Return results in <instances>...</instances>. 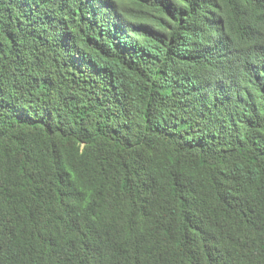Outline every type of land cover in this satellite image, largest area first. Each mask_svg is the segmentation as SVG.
Instances as JSON below:
<instances>
[{
	"label": "trees",
	"instance_id": "1",
	"mask_svg": "<svg viewBox=\"0 0 264 264\" xmlns=\"http://www.w3.org/2000/svg\"><path fill=\"white\" fill-rule=\"evenodd\" d=\"M0 264H264V0H0Z\"/></svg>",
	"mask_w": 264,
	"mask_h": 264
}]
</instances>
